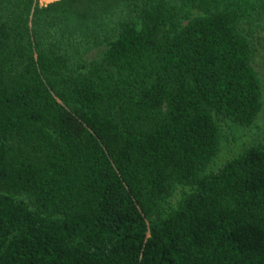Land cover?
Returning a JSON list of instances; mask_svg holds the SVG:
<instances>
[{
    "label": "trees",
    "instance_id": "16d2710c",
    "mask_svg": "<svg viewBox=\"0 0 264 264\" xmlns=\"http://www.w3.org/2000/svg\"><path fill=\"white\" fill-rule=\"evenodd\" d=\"M0 0V264H264V0Z\"/></svg>",
    "mask_w": 264,
    "mask_h": 264
},
{
    "label": "rangeland",
    "instance_id": "374dc122",
    "mask_svg": "<svg viewBox=\"0 0 264 264\" xmlns=\"http://www.w3.org/2000/svg\"><path fill=\"white\" fill-rule=\"evenodd\" d=\"M54 0H42L46 4ZM255 38V56L253 65L262 82L263 108L255 123L248 128H241L233 124L222 125V140L219 153L210 164V169L219 166L227 159L238 155L243 149L264 143V33Z\"/></svg>",
    "mask_w": 264,
    "mask_h": 264
}]
</instances>
